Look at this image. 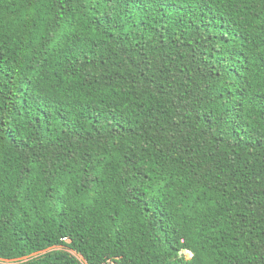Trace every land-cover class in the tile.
<instances>
[{
    "label": "trees",
    "instance_id": "trees-1",
    "mask_svg": "<svg viewBox=\"0 0 264 264\" xmlns=\"http://www.w3.org/2000/svg\"><path fill=\"white\" fill-rule=\"evenodd\" d=\"M0 260L264 264V0H0Z\"/></svg>",
    "mask_w": 264,
    "mask_h": 264
},
{
    "label": "built area",
    "instance_id": "built-area-1",
    "mask_svg": "<svg viewBox=\"0 0 264 264\" xmlns=\"http://www.w3.org/2000/svg\"><path fill=\"white\" fill-rule=\"evenodd\" d=\"M64 241L69 242V239L68 238H65ZM183 254L187 258H192L193 257V254L190 251L183 252ZM23 260H26V258H24ZM16 262H18V260H14V261L0 260V263H4V264H12V263H16Z\"/></svg>",
    "mask_w": 264,
    "mask_h": 264
}]
</instances>
